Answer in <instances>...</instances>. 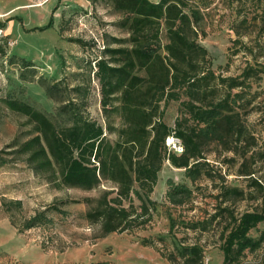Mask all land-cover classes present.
<instances>
[{
  "label": "rangeland",
  "instance_id": "rangeland-1",
  "mask_svg": "<svg viewBox=\"0 0 264 264\" xmlns=\"http://www.w3.org/2000/svg\"><path fill=\"white\" fill-rule=\"evenodd\" d=\"M191 1L203 17L200 27L205 35L198 38V43L208 51L216 76L234 78L248 64L264 69V23L257 19L238 27L243 16L256 14L258 18L263 4L258 5V0L245 4L236 0ZM122 17L104 2L93 5L87 0H0V204L2 199L21 200L24 217L53 206L67 212L48 214L53 219L51 229L36 227L18 233L0 209V264H183L179 255L182 246L194 243L203 248L208 264H222L220 234L229 216L222 212L216 220L208 221L210 217L223 208L235 217L245 211L264 212L263 74L259 75L260 80L249 78L243 87L242 104L246 106L239 109L245 127L241 141L232 143L231 151H225L221 145L208 147L206 169L210 177L196 181L191 198L180 205L165 200L166 181L172 179L188 185L190 182L183 170L177 171L165 161L151 194L157 203L156 211L151 212L147 223L129 232L96 239L99 225L84 219L85 212L98 205L102 191L113 188L112 184L104 183L91 191L59 188L34 174L24 155L13 154L28 138L30 126L25 116L7 108L5 99L28 103L57 125L62 120L58 108L72 99L91 119L104 125L95 62L104 47L119 46L113 43L114 39L127 38V32L118 27ZM236 29L241 43L234 42L238 40ZM164 34L163 30L162 43ZM41 84L58 85L55 100ZM75 88L80 89L78 93L73 92ZM223 93L219 87L215 98ZM178 105L171 101L165 109L164 122L171 127ZM111 122L115 126L119 123L114 116ZM245 151L246 162L242 164ZM245 171L253 173L251 179L241 175ZM253 180H258L261 188L253 185ZM221 185L237 187L244 196L220 201L217 196ZM168 215L176 220L171 232ZM13 218L20 225L21 215ZM206 222L209 224L204 225ZM197 223L206 229L199 225L196 230L187 227ZM263 229L264 223L259 224L249 235L256 238ZM143 239L149 243L142 245ZM233 264H264V242L258 250L245 252Z\"/></svg>",
  "mask_w": 264,
  "mask_h": 264
},
{
  "label": "trees",
  "instance_id": "trees-1",
  "mask_svg": "<svg viewBox=\"0 0 264 264\" xmlns=\"http://www.w3.org/2000/svg\"><path fill=\"white\" fill-rule=\"evenodd\" d=\"M87 1L93 5L110 4L114 12L123 16L118 27L128 35L123 40L114 39L113 43L119 45L117 48L104 47L95 62L104 125L91 119L72 99L62 102L58 108V116L62 115L60 125L28 103L16 99H5L4 103L12 112L27 118L28 138L13 154L24 155L25 163L34 174L59 188L91 191L104 183L113 185L103 190L98 205L84 214L85 221L99 225L96 239H100L147 223L151 212L156 211L157 203L151 194L165 161L173 169L183 170L190 182L188 185L167 179L165 200L180 205L191 198L196 181L203 176L210 177L206 169L208 147L221 145L225 151H231L232 143L240 142L244 136L239 111L246 106L242 104L243 87L251 77L260 80L264 69L248 64L234 78L216 76L208 51L198 43V38L205 35L200 27L203 17L191 0ZM236 1L245 4L248 0ZM262 4L258 18L256 14L243 16L238 27L243 28L248 21L257 19L264 23V0H258V5ZM163 30L165 43L161 41ZM235 33L238 40L234 42L241 43L239 29ZM124 43L127 46H122ZM41 86L55 100L58 85ZM219 87L224 93L215 98ZM79 90L75 88L73 92ZM171 101L179 103L172 127L164 122L165 109ZM113 116L118 119L117 126L111 122ZM170 137L180 142L181 153L166 145ZM242 154L244 164L246 151ZM241 175L251 179L253 173L245 171ZM252 184L261 188L258 180ZM243 196L244 192L237 187L221 185L217 198L225 202ZM53 207L24 217L21 200L2 199L0 204L18 233L36 227L50 228L51 211L66 215V211ZM222 212L229 216L220 234L222 264H233L245 252H255L263 244L264 229L256 238L249 233L264 223V212L245 211L235 217L223 208L208 221L216 220ZM16 214L22 217L20 225L13 218ZM168 221L171 232L176 220L168 215ZM198 225L206 229L201 223L187 227L196 230ZM148 243L146 239L141 242ZM204 254L196 243L182 246L179 252L183 264H202Z\"/></svg>",
  "mask_w": 264,
  "mask_h": 264
},
{
  "label": "built area",
  "instance_id": "built-area-1",
  "mask_svg": "<svg viewBox=\"0 0 264 264\" xmlns=\"http://www.w3.org/2000/svg\"><path fill=\"white\" fill-rule=\"evenodd\" d=\"M0 34H1V30H0ZM166 145L177 153L182 152V146L180 142L173 137H170L166 140ZM208 261H209L208 257L206 256V254H204L202 258V264H208Z\"/></svg>",
  "mask_w": 264,
  "mask_h": 264
},
{
  "label": "crops",
  "instance_id": "crops-1",
  "mask_svg": "<svg viewBox=\"0 0 264 264\" xmlns=\"http://www.w3.org/2000/svg\"><path fill=\"white\" fill-rule=\"evenodd\" d=\"M179 170H181V169H179ZM221 252V255H222V263H223V254H222V251H220Z\"/></svg>",
  "mask_w": 264,
  "mask_h": 264
},
{
  "label": "bare ground",
  "instance_id": "bare-ground-1",
  "mask_svg": "<svg viewBox=\"0 0 264 264\" xmlns=\"http://www.w3.org/2000/svg\"><path fill=\"white\" fill-rule=\"evenodd\" d=\"M177 171H181V170H177Z\"/></svg>",
  "mask_w": 264,
  "mask_h": 264
}]
</instances>
